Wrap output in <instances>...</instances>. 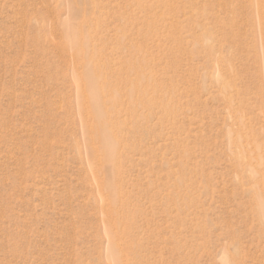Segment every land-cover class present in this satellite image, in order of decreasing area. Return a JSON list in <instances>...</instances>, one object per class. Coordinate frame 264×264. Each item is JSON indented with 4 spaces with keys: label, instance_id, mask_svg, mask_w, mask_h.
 Returning <instances> with one entry per match:
<instances>
[{
    "label": "rangeland",
    "instance_id": "374dc122",
    "mask_svg": "<svg viewBox=\"0 0 264 264\" xmlns=\"http://www.w3.org/2000/svg\"><path fill=\"white\" fill-rule=\"evenodd\" d=\"M0 264H264V0H0Z\"/></svg>",
    "mask_w": 264,
    "mask_h": 264
},
{
    "label": "bare ground",
    "instance_id": "6f19581e",
    "mask_svg": "<svg viewBox=\"0 0 264 264\" xmlns=\"http://www.w3.org/2000/svg\"><path fill=\"white\" fill-rule=\"evenodd\" d=\"M95 96H96V94L95 93H92V100H93V98H95ZM94 109L97 112V114H100V112H101L100 107L96 103H94ZM101 117H102V115H101ZM100 136H102L104 138L106 135L104 133H101ZM107 138H110V136L109 137L107 136ZM102 146H103L102 147V150L105 153L106 159L109 161L113 157V146L108 141H106L104 143V145H102Z\"/></svg>",
    "mask_w": 264,
    "mask_h": 264
}]
</instances>
